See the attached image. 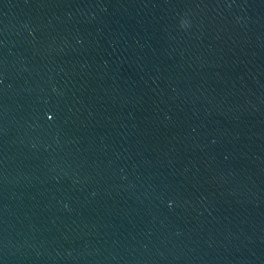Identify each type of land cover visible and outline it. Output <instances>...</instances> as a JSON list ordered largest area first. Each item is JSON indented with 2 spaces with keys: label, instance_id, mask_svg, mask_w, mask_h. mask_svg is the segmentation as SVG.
<instances>
[{
  "label": "water",
  "instance_id": "obj_1",
  "mask_svg": "<svg viewBox=\"0 0 264 264\" xmlns=\"http://www.w3.org/2000/svg\"><path fill=\"white\" fill-rule=\"evenodd\" d=\"M0 264H264V0H0Z\"/></svg>",
  "mask_w": 264,
  "mask_h": 264
},
{
  "label": "snow or ice",
  "instance_id": "obj_2",
  "mask_svg": "<svg viewBox=\"0 0 264 264\" xmlns=\"http://www.w3.org/2000/svg\"><path fill=\"white\" fill-rule=\"evenodd\" d=\"M48 119H49V120H51V119H52V117H51V116H49V117H48Z\"/></svg>",
  "mask_w": 264,
  "mask_h": 264
}]
</instances>
